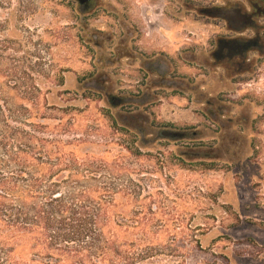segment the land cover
<instances>
[{"label":"rangeland","instance_id":"obj_1","mask_svg":"<svg viewBox=\"0 0 264 264\" xmlns=\"http://www.w3.org/2000/svg\"><path fill=\"white\" fill-rule=\"evenodd\" d=\"M223 1L0 0V82L29 89L44 134L64 125L63 150L113 165V264H264V51L213 57ZM52 253L0 223V264H75Z\"/></svg>","mask_w":264,"mask_h":264},{"label":"trees","instance_id":"obj_2","mask_svg":"<svg viewBox=\"0 0 264 264\" xmlns=\"http://www.w3.org/2000/svg\"><path fill=\"white\" fill-rule=\"evenodd\" d=\"M27 90L0 82V223L75 264H113V165L63 150L64 125L44 134ZM23 95L31 106L18 103ZM132 186L139 196L143 186Z\"/></svg>","mask_w":264,"mask_h":264},{"label":"flooded vegetation","instance_id":"obj_3","mask_svg":"<svg viewBox=\"0 0 264 264\" xmlns=\"http://www.w3.org/2000/svg\"><path fill=\"white\" fill-rule=\"evenodd\" d=\"M210 7L221 10V18L228 32L227 37L222 39L223 52L220 54L222 56L220 61L228 68L236 67L237 70H241L246 65L251 51H264V37L257 24L258 20L264 18V0H224L221 3H213ZM248 8L252 10L248 11ZM249 30H255L254 36L251 37L245 33ZM123 50L118 44L114 51L116 60L120 59ZM153 68L163 80L166 72L160 71L159 64H153ZM113 102H116L114 97Z\"/></svg>","mask_w":264,"mask_h":264},{"label":"water","instance_id":"obj_4","mask_svg":"<svg viewBox=\"0 0 264 264\" xmlns=\"http://www.w3.org/2000/svg\"><path fill=\"white\" fill-rule=\"evenodd\" d=\"M77 1L80 5V10L82 12H88L94 7V0H74ZM223 52V41L220 40L218 42L217 50L214 52L213 57L220 61L222 59V56L220 55ZM113 102V100H112ZM122 100H117L116 102H113L114 106H118L119 103H121ZM160 136L162 138H168L173 140L183 139L189 136L186 132H179V131H171V130H165L160 133Z\"/></svg>","mask_w":264,"mask_h":264}]
</instances>
